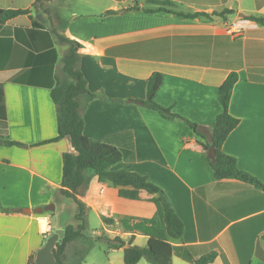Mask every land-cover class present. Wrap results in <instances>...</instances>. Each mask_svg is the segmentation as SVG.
Returning a JSON list of instances; mask_svg holds the SVG:
<instances>
[{
    "label": "crops",
    "instance_id": "obj_1",
    "mask_svg": "<svg viewBox=\"0 0 264 264\" xmlns=\"http://www.w3.org/2000/svg\"><path fill=\"white\" fill-rule=\"evenodd\" d=\"M65 1L47 0L48 15L32 7L36 0H0L3 10L31 8L0 22V133L23 143L0 145V205L12 210L0 211V264H30L54 231L45 234L43 221L50 222L63 196V154L70 141L44 143L58 135L51 91L67 50L52 27L83 45L88 87L108 98L88 104L84 134L125 150L114 168L129 165L147 174L184 222L183 236L171 237L158 195L141 189L138 198H126L118 184L94 176L81 199L88 215L99 216L102 231L135 235L134 243L145 244L148 233H158L196 258L214 250L210 264H264V190L238 179L217 180L206 140L185 120L211 130L222 111L220 86L236 71L229 110L240 122L223 151L264 182V25L246 19L264 16V0H173L169 8L175 11L211 14L195 18L146 11L158 6L153 0H81L88 9L66 16ZM134 5L140 9L125 10ZM225 9L233 12L214 14ZM235 25L240 33H233ZM154 72L162 74L156 101L185 119H169L134 101L146 98ZM51 204L55 210L35 211ZM111 250L104 264H125L117 254L123 249ZM144 259L137 264H147ZM175 259L193 264L178 254L173 264Z\"/></svg>",
    "mask_w": 264,
    "mask_h": 264
},
{
    "label": "trees",
    "instance_id": "obj_2",
    "mask_svg": "<svg viewBox=\"0 0 264 264\" xmlns=\"http://www.w3.org/2000/svg\"><path fill=\"white\" fill-rule=\"evenodd\" d=\"M41 1L36 0L32 7H35ZM43 1L46 2L47 0ZM153 2L158 5L156 9L146 8V11H168L187 18L211 17V14L206 12L185 13L175 11L173 8H169L175 6L173 0H153ZM41 7L50 15L49 8H46L43 4ZM138 9L140 7L134 5L125 10ZM29 12H31V8L0 9V22H5ZM232 12V9H225L220 13L214 12V14L224 15L225 13ZM246 19L264 25V16L248 15ZM49 20L51 21L50 17ZM33 25L41 27L34 20ZM50 30L61 44L67 46V50L62 58L61 70L56 76V85L51 91L52 99L57 107L58 135L44 143L55 142L62 138L69 139L71 149L63 154L61 193L63 196L73 199L78 206V211L75 215L78 225L69 224L65 226L64 240L62 243H58L54 249L57 261L59 264H63L62 256L66 254L69 245L88 239L85 233L88 227V207L81 199V196L87 190L94 176H98L102 180L109 179L118 184L120 186L119 194L126 198H138L141 189L158 195L165 208L164 220L168 234L174 238H181L184 234V222L177 214L166 192L160 186L153 183L147 174L133 171L129 165L115 169L114 166L124 159L127 152L116 145L93 139L84 134V111L86 107L95 99L108 98L104 93L92 92L88 87L87 79L81 70V49L83 45L79 41L59 33L54 27ZM238 79V73L233 71L220 86L219 101L222 105V111L216 117V121L211 129V142L204 134L198 131L199 124L183 118L179 114L174 113L171 108L164 107L156 101V94L162 84V74L160 72H154L150 76L146 98L134 101L157 110L169 119H185L197 134L206 140V143L203 144L204 148L207 151L210 148L215 149V158H210V163L217 180L238 179L264 190V182L241 169L237 159L223 151L226 139L240 122L229 110L232 91ZM0 145H23V143L11 139L8 134L0 133ZM0 211L11 212L12 210L0 205ZM103 221L110 223L112 222V218L103 217ZM135 237V235H112L104 231L96 237V240L105 241L110 248H122L125 264H137L142 258H145L151 264H173L174 254H178L193 264H210L218 255L213 250L196 258L188 248L175 246L166 237L158 233H148V241L145 246L134 244ZM92 244V242H89L86 248L76 252V264H82L85 261V256L92 247ZM126 245L128 247L123 248ZM35 258L36 253L32 254L29 263L32 264L33 259V264H35Z\"/></svg>",
    "mask_w": 264,
    "mask_h": 264
},
{
    "label": "rangeland",
    "instance_id": "obj_3",
    "mask_svg": "<svg viewBox=\"0 0 264 264\" xmlns=\"http://www.w3.org/2000/svg\"><path fill=\"white\" fill-rule=\"evenodd\" d=\"M64 3L65 4L63 6V11H64L63 13L64 15L66 14V16H70L74 10L86 11L88 9V6L83 4L81 0H66ZM42 4L45 6L46 2L42 0L41 2L37 3L35 7L38 8L39 10H42V12L46 13L44 9L41 7ZM57 201L58 202H57L56 210L54 211L55 213L50 216V223L54 228V230L57 227H60L65 224L77 225L78 222L75 219V215L78 211V206L75 203V201L65 196H60V198ZM100 222L101 221L98 215H96L94 212L89 213L88 225H87L88 227L87 230L85 231L86 235L88 236V239L84 241H80V245H78L76 248L71 247L70 248L71 250L68 249V251H66V254L62 256L63 264H76V259H77L76 252L86 248V246L89 245V242H92L93 244L85 256L88 260L86 264H104L107 255L112 253L111 250L112 248H110L105 241L96 240V237L103 232ZM43 223H45V221ZM134 244L139 246H145L147 243L145 244V243L137 242ZM117 254L121 256V261L122 263H124L123 250H120L119 252H117ZM70 255L71 257H73L72 259H69ZM143 262H147V264H151L146 259H144ZM179 262H181L182 264H190L179 259H175L174 264H179ZM32 264H33V259H32Z\"/></svg>",
    "mask_w": 264,
    "mask_h": 264
},
{
    "label": "water",
    "instance_id": "obj_4",
    "mask_svg": "<svg viewBox=\"0 0 264 264\" xmlns=\"http://www.w3.org/2000/svg\"><path fill=\"white\" fill-rule=\"evenodd\" d=\"M198 131L202 134H204L209 141H212V132L210 129L203 125L198 126ZM208 155L211 159L215 158V149L210 148L208 151ZM55 210V205L51 204V206H40L38 208H35V211L38 213H43L44 211H51ZM25 212L31 213L30 208H25ZM65 236V230L64 228H56L52 234H50L45 243L41 248H39L36 252V258H35V264H59V262L56 259L54 249L58 243H62ZM128 247L127 245L123 248Z\"/></svg>",
    "mask_w": 264,
    "mask_h": 264
},
{
    "label": "built area",
    "instance_id": "obj_5",
    "mask_svg": "<svg viewBox=\"0 0 264 264\" xmlns=\"http://www.w3.org/2000/svg\"><path fill=\"white\" fill-rule=\"evenodd\" d=\"M240 31H241V29H240L239 25H235L233 27V33H240ZM43 229H44L45 234H50L53 230L50 222H48V221H45V225H43Z\"/></svg>",
    "mask_w": 264,
    "mask_h": 264
},
{
    "label": "bare ground",
    "instance_id": "obj_6",
    "mask_svg": "<svg viewBox=\"0 0 264 264\" xmlns=\"http://www.w3.org/2000/svg\"><path fill=\"white\" fill-rule=\"evenodd\" d=\"M44 222V221H43ZM43 225H45V223H43Z\"/></svg>",
    "mask_w": 264,
    "mask_h": 264
}]
</instances>
